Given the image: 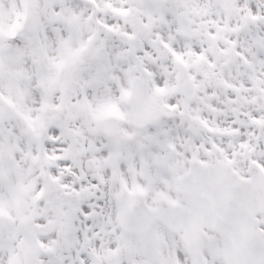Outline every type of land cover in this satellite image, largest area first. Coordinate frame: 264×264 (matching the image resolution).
<instances>
[{
  "label": "snow or ice",
  "instance_id": "obj_1",
  "mask_svg": "<svg viewBox=\"0 0 264 264\" xmlns=\"http://www.w3.org/2000/svg\"><path fill=\"white\" fill-rule=\"evenodd\" d=\"M0 264H264V0H0Z\"/></svg>",
  "mask_w": 264,
  "mask_h": 264
}]
</instances>
